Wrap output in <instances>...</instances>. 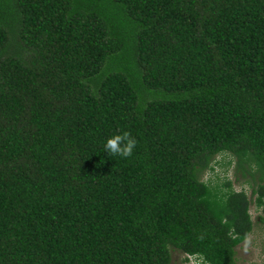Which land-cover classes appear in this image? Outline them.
Listing matches in <instances>:
<instances>
[{
    "label": "trees",
    "instance_id": "1",
    "mask_svg": "<svg viewBox=\"0 0 264 264\" xmlns=\"http://www.w3.org/2000/svg\"><path fill=\"white\" fill-rule=\"evenodd\" d=\"M253 203L264 0H0V264H239Z\"/></svg>",
    "mask_w": 264,
    "mask_h": 264
},
{
    "label": "rangeland",
    "instance_id": "2",
    "mask_svg": "<svg viewBox=\"0 0 264 264\" xmlns=\"http://www.w3.org/2000/svg\"><path fill=\"white\" fill-rule=\"evenodd\" d=\"M217 161L220 162L221 165L216 166L217 169L215 172L205 173L202 180L213 182L218 180L222 182L232 181L235 190L240 191L241 188L245 189L248 195L251 196V189L245 184L246 179L242 177L240 173H236L235 160L230 157L219 156ZM230 162L232 164L227 165ZM251 214L255 222V227L247 240L237 248L238 263L264 264V224L258 219L260 212L256 209L254 203L251 206ZM172 255V264H204L201 259L195 257H190L189 260L186 261L185 259L187 256L178 251H173Z\"/></svg>",
    "mask_w": 264,
    "mask_h": 264
},
{
    "label": "clouds",
    "instance_id": "3",
    "mask_svg": "<svg viewBox=\"0 0 264 264\" xmlns=\"http://www.w3.org/2000/svg\"><path fill=\"white\" fill-rule=\"evenodd\" d=\"M136 145L137 140L131 136V133L123 132L109 138L104 145V151L112 157L128 158L132 156Z\"/></svg>",
    "mask_w": 264,
    "mask_h": 264
}]
</instances>
